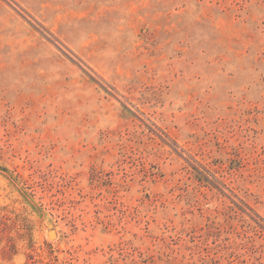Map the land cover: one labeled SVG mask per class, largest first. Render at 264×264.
<instances>
[{
	"label": "rangeland",
	"instance_id": "374dc122",
	"mask_svg": "<svg viewBox=\"0 0 264 264\" xmlns=\"http://www.w3.org/2000/svg\"><path fill=\"white\" fill-rule=\"evenodd\" d=\"M0 264H264V0H0Z\"/></svg>",
	"mask_w": 264,
	"mask_h": 264
},
{
	"label": "water",
	"instance_id": "95a60500",
	"mask_svg": "<svg viewBox=\"0 0 264 264\" xmlns=\"http://www.w3.org/2000/svg\"><path fill=\"white\" fill-rule=\"evenodd\" d=\"M49 236H50V237L54 236V232H53V231H50V232H49Z\"/></svg>",
	"mask_w": 264,
	"mask_h": 264
}]
</instances>
